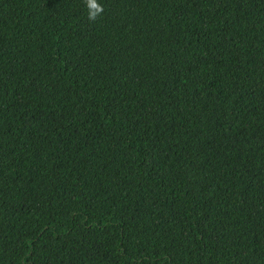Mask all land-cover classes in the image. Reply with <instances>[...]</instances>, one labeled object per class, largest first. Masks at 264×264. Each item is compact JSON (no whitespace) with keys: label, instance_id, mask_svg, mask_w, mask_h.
<instances>
[{"label":"trees","instance_id":"obj_1","mask_svg":"<svg viewBox=\"0 0 264 264\" xmlns=\"http://www.w3.org/2000/svg\"><path fill=\"white\" fill-rule=\"evenodd\" d=\"M0 0V264H264V0Z\"/></svg>","mask_w":264,"mask_h":264},{"label":"clouds","instance_id":"obj_2","mask_svg":"<svg viewBox=\"0 0 264 264\" xmlns=\"http://www.w3.org/2000/svg\"><path fill=\"white\" fill-rule=\"evenodd\" d=\"M87 10V19L90 22H96L103 16L104 7L99 0H84Z\"/></svg>","mask_w":264,"mask_h":264}]
</instances>
